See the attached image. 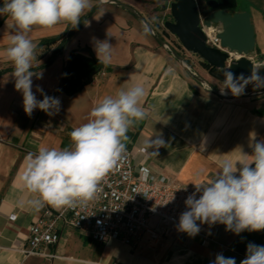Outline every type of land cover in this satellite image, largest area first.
<instances>
[{"label":"crops","instance_id":"1","mask_svg":"<svg viewBox=\"0 0 264 264\" xmlns=\"http://www.w3.org/2000/svg\"><path fill=\"white\" fill-rule=\"evenodd\" d=\"M3 2L0 0V4ZM91 3L94 12L67 41L62 53L50 66L35 71L42 73V78H32V90L38 100L43 96L37 86L60 99L57 114L49 116L35 109L27 116L22 94L14 87L13 72L0 77V264H213L217 254L232 257L240 264L246 258L249 243L264 246V230H245L237 235L226 231L223 224L205 223L200 225L199 233L213 238V242L202 244L198 234L189 237L175 231L154 247L142 243L133 249L115 240L96 242L64 228L51 249L55 258L26 256L18 251L28 227L41 216L46 205L35 208L28 203L38 194L30 193L21 179L26 155L41 147H70L73 142L69 133L92 118V109L105 96L115 98L136 85L144 88L139 106L146 115L129 127L126 147L135 164L146 165L156 174L184 185L213 179L222 161L234 163L242 159L238 148L251 155V145L264 139V97L226 98L203 89L201 80L211 79L210 84H215L212 72L196 64L191 68L194 72L184 68L179 58L162 46L157 27L145 33L146 23L155 29L154 24L166 21L162 17L165 10L161 9L167 10L170 0ZM231 10L249 12L255 39L249 55L264 57V0H236ZM85 11L87 15L91 10ZM10 23L8 16H0V69L14 68L6 56ZM71 26L66 21L51 28L32 26L29 38L38 55L33 66L43 63L57 44L38 46L40 42L63 36ZM96 40H107L112 45L111 60L104 64L110 71L94 75L90 84L74 94L57 93L68 53L87 47L97 58ZM157 138H162L165 146L156 149L157 156L149 155L143 146L148 139Z\"/></svg>","mask_w":264,"mask_h":264},{"label":"clouds","instance_id":"2","mask_svg":"<svg viewBox=\"0 0 264 264\" xmlns=\"http://www.w3.org/2000/svg\"><path fill=\"white\" fill-rule=\"evenodd\" d=\"M91 7V0H4L0 6V16L6 15L12 20L7 24L10 36L6 56L14 65V87L22 94V106L27 116L30 117L35 109L53 116L60 111L61 105L58 97L45 94L39 86L37 90L42 99L38 100L32 90V78H42V73L32 70L38 57L36 45L29 38L32 26L51 28L66 21L76 28L81 17L86 15L85 10L90 11ZM145 33H148L147 28ZM94 51L101 64L111 60L112 45L107 40H96ZM262 67H252L247 77L243 73L237 76L229 70L231 67L225 69L221 93L225 94L227 89L232 96L239 97L250 83L256 88H264V76L259 71ZM143 95L144 88L136 85L119 92L115 98L105 96L92 109V118L69 133L73 142L71 147H41L35 153H28L21 179L30 193L38 194L37 199L28 203L35 208L41 207L42 203L72 207L77 202L93 200L100 181L124 159L129 127L146 115L139 106ZM252 137L255 139V133ZM163 146L162 138L148 139L143 150L157 156L156 149ZM251 147V155L238 148L241 160L222 161L213 179L194 184L195 191L184 201L187 210L179 217L178 231L195 237L200 225L205 223L210 226L223 224L226 231L237 235L245 230H264V139L255 141ZM245 157L247 159H243ZM213 264H236V261L217 254ZM240 264H264V246L249 243L246 258Z\"/></svg>","mask_w":264,"mask_h":264},{"label":"built area","instance_id":"3","mask_svg":"<svg viewBox=\"0 0 264 264\" xmlns=\"http://www.w3.org/2000/svg\"><path fill=\"white\" fill-rule=\"evenodd\" d=\"M200 26L205 44L227 54L224 70L230 67L233 60L241 57L221 46L218 37L221 24L204 26L200 22ZM145 27L154 31L147 23ZM162 27L158 36L162 46L170 50L174 47L171 42L175 41V45L184 50L178 39L163 24ZM163 33L172 35L173 39L165 38ZM173 53L178 55L176 50ZM249 58L253 62L250 55ZM183 66L186 67L185 64ZM201 86L206 90L212 89L204 80H201ZM98 187L93 200L77 202L72 207L46 203L41 216L28 227L24 244L18 251L26 256L55 258L56 254L51 249L58 243L64 228L73 229L96 242L115 240L133 249L142 243L154 247L163 238L178 231L179 217L187 210L184 201L195 191L192 185L178 183L156 174L146 165L135 164L128 147L124 159L105 175ZM196 197L199 198V193ZM198 235L202 244L214 241L208 235Z\"/></svg>","mask_w":264,"mask_h":264},{"label":"water","instance_id":"4","mask_svg":"<svg viewBox=\"0 0 264 264\" xmlns=\"http://www.w3.org/2000/svg\"><path fill=\"white\" fill-rule=\"evenodd\" d=\"M204 2L209 11L202 13L200 18L197 0H173L169 4L171 20L164 21V28L178 39L185 51L197 55L201 61L209 64L211 67L224 69L227 54L205 44V36L200 22L204 26L221 24V31L218 33L221 46L241 56L239 59L231 62L229 70L237 76L241 73L245 77L249 76L252 67H254L249 54L253 51L255 45L254 31L249 12H230L220 9L218 0H204ZM121 5L130 9L124 4ZM176 56L183 66L180 57ZM184 68L187 69V67ZM92 80L93 76H90L82 86L73 91V94L80 91L85 85L90 84ZM212 91L216 95L226 98L234 97L232 95L229 97L225 96L216 89H212ZM250 95L253 94H243L240 96Z\"/></svg>","mask_w":264,"mask_h":264},{"label":"trees","instance_id":"5","mask_svg":"<svg viewBox=\"0 0 264 264\" xmlns=\"http://www.w3.org/2000/svg\"><path fill=\"white\" fill-rule=\"evenodd\" d=\"M235 1L236 0H218L219 8L223 10H231L235 6ZM2 5L3 3L0 4V6ZM94 10L95 8L91 9L87 15L81 17V21L78 26L76 28H72L71 26L63 36L42 40L38 46L52 43L57 44L47 59L43 63L33 66L32 70L35 72L50 66L62 53L67 41L80 29L86 18L90 16ZM258 58L260 60H264V57L262 56H259ZM201 63L203 67L210 72H213L216 69L203 61H201ZM103 70L110 71V68L101 64L89 48L79 47L77 49H73L68 53L67 58L64 61L60 86L57 93L63 92L67 95H71L73 94V91L82 86L90 76H94ZM13 71L14 68L12 67L0 69V77L3 74Z\"/></svg>","mask_w":264,"mask_h":264},{"label":"rangeland","instance_id":"6","mask_svg":"<svg viewBox=\"0 0 264 264\" xmlns=\"http://www.w3.org/2000/svg\"><path fill=\"white\" fill-rule=\"evenodd\" d=\"M171 2L173 1V0H170ZM169 2V1H168ZM168 2H167V4H168ZM198 9L200 10V12L201 13H205V12H208V10H207V8H206V5H205V2L203 1V0H200L199 2H198ZM161 10H165L164 12H165V14H164V16H162V17H164V18H166V20H171V16L169 15V6L167 7V10H166V8L165 9H161ZM230 12H235V11H230ZM161 17V18H162ZM164 23V21H159V22H157V24H154V28L155 29H153L152 27H151V29H153V30H156V27H157V29H158V31L156 32L157 33V35L160 37V34L161 33H159L160 32V30L162 31V24ZM155 33V32H154ZM164 34V37L165 38H167V39H173V36L172 35H167L166 33H163ZM173 45H174V47H171L170 48V50H169V52H174L175 50L177 51V54H178V56L180 57V59H181V61L183 62V64H185V66L187 67V68H190L189 70L191 71L192 69V67H193V65L194 64H196V66L197 67H199V66H203L202 65V63L200 62V58L197 56V55H195V54H193V53H188V52H184V50L182 49H179L176 45H175V41L173 42H171ZM173 49H175V50H173ZM253 58V62H254V67L255 66H264V60H260L258 57H252ZM222 71H224V69H215L210 75L211 76H213L215 79H216V81L214 82L215 84L214 85H211L210 83H211V79H207L206 80V82L208 83V85L210 86V87H212V89H216L217 91H219L220 93H221V87H222V81H223V79H224V77H223V74H222ZM260 75L261 76H264V67H262V68H260ZM192 72H194L193 70H192ZM212 89L211 90H209V91H211L212 92ZM224 92H226V95L225 96H230L231 95V93L230 92H228V90L227 89H225L224 90ZM244 94H253V95H250V96H254V97H257V98H263L264 97V88H256L255 86H254V84H252V83H250V84H248L247 86H246V88H245V90H244Z\"/></svg>","mask_w":264,"mask_h":264},{"label":"flooded vegetation","instance_id":"7","mask_svg":"<svg viewBox=\"0 0 264 264\" xmlns=\"http://www.w3.org/2000/svg\"><path fill=\"white\" fill-rule=\"evenodd\" d=\"M200 0H197V4H198V2H199ZM204 1V0H203ZM206 8H207V10L209 11V9H208V7L206 6ZM200 11V10H199ZM201 13V12H200ZM205 13H207V12H205Z\"/></svg>","mask_w":264,"mask_h":264},{"label":"bare ground","instance_id":"8","mask_svg":"<svg viewBox=\"0 0 264 264\" xmlns=\"http://www.w3.org/2000/svg\"><path fill=\"white\" fill-rule=\"evenodd\" d=\"M225 94H223V95H226V92H224Z\"/></svg>","mask_w":264,"mask_h":264}]
</instances>
